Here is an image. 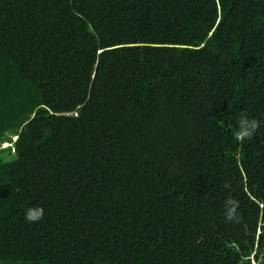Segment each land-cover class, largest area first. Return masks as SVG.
<instances>
[{
  "label": "trees",
  "instance_id": "16d2710c",
  "mask_svg": "<svg viewBox=\"0 0 264 264\" xmlns=\"http://www.w3.org/2000/svg\"><path fill=\"white\" fill-rule=\"evenodd\" d=\"M0 264H264V0H0Z\"/></svg>",
  "mask_w": 264,
  "mask_h": 264
},
{
  "label": "clouds",
  "instance_id": "9594fccd",
  "mask_svg": "<svg viewBox=\"0 0 264 264\" xmlns=\"http://www.w3.org/2000/svg\"><path fill=\"white\" fill-rule=\"evenodd\" d=\"M237 125L235 138L237 141L243 142L246 139L250 140L253 138L256 131L261 127V122L255 118L249 119L248 117L242 115L238 120ZM227 203L231 204L232 207L227 211L226 219L231 220L236 212L237 202L229 200ZM24 215L25 220L28 223H38L44 217V210L41 206H34L28 208Z\"/></svg>",
  "mask_w": 264,
  "mask_h": 264
},
{
  "label": "rangeland",
  "instance_id": "374dc122",
  "mask_svg": "<svg viewBox=\"0 0 264 264\" xmlns=\"http://www.w3.org/2000/svg\"><path fill=\"white\" fill-rule=\"evenodd\" d=\"M17 139V137L15 136V137H13V140H16ZM8 144L7 143H4L2 146L3 147H6Z\"/></svg>",
  "mask_w": 264,
  "mask_h": 264
}]
</instances>
